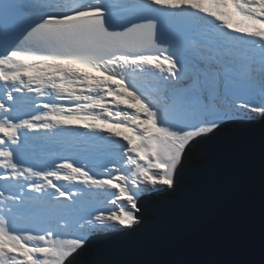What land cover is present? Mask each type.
<instances>
[{
	"label": "snow or ice",
	"instance_id": "6c2138e0",
	"mask_svg": "<svg viewBox=\"0 0 264 264\" xmlns=\"http://www.w3.org/2000/svg\"><path fill=\"white\" fill-rule=\"evenodd\" d=\"M218 138L258 154V238L157 256ZM0 264H264V0H0Z\"/></svg>",
	"mask_w": 264,
	"mask_h": 264
},
{
	"label": "water",
	"instance_id": "95a60500",
	"mask_svg": "<svg viewBox=\"0 0 264 264\" xmlns=\"http://www.w3.org/2000/svg\"><path fill=\"white\" fill-rule=\"evenodd\" d=\"M184 186L162 209L158 226L166 242L154 246L159 257L226 259L260 228L258 154L214 139L192 153ZM120 258L98 252L95 259Z\"/></svg>",
	"mask_w": 264,
	"mask_h": 264
},
{
	"label": "bare ground",
	"instance_id": "6f19581e",
	"mask_svg": "<svg viewBox=\"0 0 264 264\" xmlns=\"http://www.w3.org/2000/svg\"><path fill=\"white\" fill-rule=\"evenodd\" d=\"M235 20H238V18H235Z\"/></svg>",
	"mask_w": 264,
	"mask_h": 264
}]
</instances>
